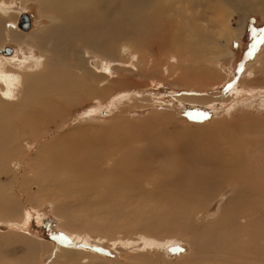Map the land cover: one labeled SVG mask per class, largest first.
I'll return each mask as SVG.
<instances>
[{"label":"rangeland","instance_id":"rangeland-1","mask_svg":"<svg viewBox=\"0 0 264 264\" xmlns=\"http://www.w3.org/2000/svg\"><path fill=\"white\" fill-rule=\"evenodd\" d=\"M5 6L13 33L0 47L14 52L0 53V73L32 79L61 20L39 0ZM121 9L82 34L102 74L95 92L50 107L45 133L0 156V222L11 228L0 229V264L35 254L32 264H264V5L152 0L135 28ZM54 37L51 56L77 49ZM24 91L18 83L8 100ZM74 163L83 172L68 171Z\"/></svg>","mask_w":264,"mask_h":264},{"label":"bare ground","instance_id":"bare-ground-1","mask_svg":"<svg viewBox=\"0 0 264 264\" xmlns=\"http://www.w3.org/2000/svg\"><path fill=\"white\" fill-rule=\"evenodd\" d=\"M39 1L42 2L44 10L47 13H52L53 17L59 15L57 20L62 21L63 19V21L62 22L59 21L60 22L59 25L55 24V26H57V28L55 27L56 28L55 31L57 33L56 34L52 33L53 37L49 35L51 33L50 32L47 33L44 36V40H42L45 42L44 44L47 47L51 48V53H48L44 48L41 50L42 51L41 56L44 58V60L41 61V64L43 63L46 65V68L42 73H37L36 77H33L32 79H28V80L22 78L21 80L16 72H11L5 67L4 68L6 70L3 69V71L0 73V156L2 154L4 155L9 154V152H11L12 154L11 157H13L15 155V151L18 150L17 146L22 145V141H24V137H28V140L31 142V138L37 135L36 133L39 130H40L39 131L40 134L45 133L49 128L47 126L48 124L47 122L49 121L47 117L49 115L45 114V112L50 107H52V109L54 110L56 106H59L60 108L59 110H61L73 104L72 102L74 100L79 99L81 96L82 97L89 96L91 95V92H95L97 87L96 82H98L100 75L102 74L96 71L98 68L97 69L95 68L96 66L95 63H90L91 60H88L86 57H84L86 50L80 51L79 49L80 47H87V44L89 43V41H87V39L82 34L85 33L87 29L95 30L101 25V16L99 12L109 11L110 9L115 8L118 3H120V6L123 5V9L118 11L117 16L121 20L134 22V20L138 18L139 10L143 9V12L144 11L148 12L151 10V4H152V0H142L141 2L142 5L140 4L141 6L140 5L137 6L136 9H134L130 14H128L125 12V9L132 8L135 3V0H39ZM241 1L244 3H251L252 1V4L254 5H259V4L264 5V0H241ZM95 8H97L98 14L96 16H93L91 12L95 11L96 10ZM7 14L9 13L5 6V0H0V40L1 39L5 40L7 34L9 33L8 31H10L8 30V27L6 25L7 18H4L6 17ZM17 15L19 14L17 13ZM17 17H14L15 23ZM55 21L56 20H54V23ZM136 25L138 24L134 22L133 27L135 28ZM17 28L20 29L18 26ZM31 28H32V23L30 29ZM29 30L21 31L20 29L17 32L15 30L14 31L15 33L13 35L17 39L25 40L27 31ZM73 33H75L74 38H73ZM54 36H57L58 42L66 41L68 45L72 44L77 49L71 48L70 51H68L65 54H62L61 58L51 56V55H55L56 50H59L57 47L52 46V44L55 43V42L52 43V41H54L53 39H56V37ZM0 48L2 50L0 53L3 55H7V57L8 55L14 52V48H12L10 53L7 52L6 47L3 46ZM81 52H82V56L80 55ZM61 60H63V62ZM18 83H21L22 85L24 84L25 87V91L22 99L20 101L8 100L14 98L15 96L14 86H16ZM67 92L74 93L73 97L70 98ZM77 93H80L81 95L77 97ZM33 96H36L35 105H32ZM43 97L45 98L54 97V99H52L51 103L41 102ZM13 114H16V116L13 117ZM52 114H56V111L54 110ZM39 119L41 122H44L42 126L36 124V122L39 121ZM83 166L84 165L74 163L69 168L68 171L77 172L82 170L83 172V170L85 169V166L84 167ZM6 201H5L6 204L4 203L3 207L5 206L4 207L5 210L8 211L6 212V214L7 213L9 214L15 210L14 209L15 206H13L12 202H10L9 200ZM9 227L10 225H4L0 222L1 230L11 229ZM13 227L15 228V226ZM49 249H50L49 245L41 244V253L38 258L42 259L43 257H45ZM66 250L64 251V253L66 252ZM79 253L82 254L84 252L80 251ZM35 256H33L32 258V255L31 257L28 255L24 259V262L26 264L34 263L35 262L34 259L35 258L37 259L36 254ZM60 257H62V255Z\"/></svg>","mask_w":264,"mask_h":264},{"label":"water","instance_id":"water-1","mask_svg":"<svg viewBox=\"0 0 264 264\" xmlns=\"http://www.w3.org/2000/svg\"><path fill=\"white\" fill-rule=\"evenodd\" d=\"M20 20H21V22H20L21 27L24 28L25 30H29L30 27H31V18H30V16H29V14H27L26 12L23 13V14L21 15ZM6 50H7L8 53H10L11 50H12V47H6ZM1 51H2V50H1V48H0V52H1Z\"/></svg>","mask_w":264,"mask_h":264},{"label":"flooded vegetation","instance_id":"flooded-vegetation-1","mask_svg":"<svg viewBox=\"0 0 264 264\" xmlns=\"http://www.w3.org/2000/svg\"><path fill=\"white\" fill-rule=\"evenodd\" d=\"M16 5H17V3H16ZM27 11V8L26 9H24V11L23 12H20L19 13V18H18V22H17V26L20 28V29H22V30H24V28H22L21 27V25H20V22H21V20H19L20 18H21V15L23 14V13H25ZM31 23H32V20H31ZM16 24V23H15ZM31 30V29H30ZM6 47V46H5ZM46 227V226H45Z\"/></svg>","mask_w":264,"mask_h":264}]
</instances>
